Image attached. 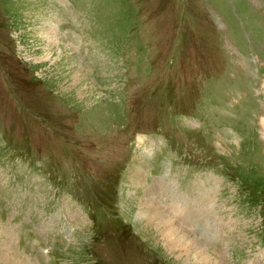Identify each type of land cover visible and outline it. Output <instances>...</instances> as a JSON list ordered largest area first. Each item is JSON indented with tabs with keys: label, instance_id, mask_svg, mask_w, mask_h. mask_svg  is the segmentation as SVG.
I'll list each match as a JSON object with an SVG mask.
<instances>
[{
	"label": "rangeland",
	"instance_id": "rangeland-1",
	"mask_svg": "<svg viewBox=\"0 0 264 264\" xmlns=\"http://www.w3.org/2000/svg\"><path fill=\"white\" fill-rule=\"evenodd\" d=\"M15 263L264 264V0H0Z\"/></svg>",
	"mask_w": 264,
	"mask_h": 264
},
{
	"label": "bare ground",
	"instance_id": "bare-ground-1",
	"mask_svg": "<svg viewBox=\"0 0 264 264\" xmlns=\"http://www.w3.org/2000/svg\"><path fill=\"white\" fill-rule=\"evenodd\" d=\"M148 194V193H147ZM156 198V197H155ZM157 201V200H156ZM156 201L154 200V196L152 197V200L150 201V203H149V207L150 206H154V208L152 209V211H154V209H156L157 211H155L153 214V216H151L152 218H154V220H155V222H157L158 224H160V225H163V230L164 231H166V232H169V233H167L166 235H170V238L171 237H175V234H174V232L175 233H177V231H175V230H173V228L174 227H176V225H174V224H172V222L170 221V219H168V218H166V216H164L163 214H157L158 212H160V210H162V209H160V207H158V204L156 203ZM158 202V201H157ZM159 203V202H158ZM163 211H167V210H163ZM184 213V212H183ZM166 214L167 215H169V213H168V211L166 212ZM165 214V215H166ZM192 215V214H191ZM150 217V218H151ZM173 219V218H172ZM164 223H166V224H164ZM178 228H180V227H178ZM177 234H179V236H177L176 235V237H178L179 239H180V237H181V235L182 234H180V233H177ZM163 235H165V233L163 234ZM176 237H175V240L177 241V239H176ZM175 242V241H174ZM175 244V243H174ZM10 259V258H9ZM16 264V263H15Z\"/></svg>",
	"mask_w": 264,
	"mask_h": 264
},
{
	"label": "trees",
	"instance_id": "trees-1",
	"mask_svg": "<svg viewBox=\"0 0 264 264\" xmlns=\"http://www.w3.org/2000/svg\"><path fill=\"white\" fill-rule=\"evenodd\" d=\"M162 14H163V13H162ZM162 14H161V15H162ZM161 15L159 14L158 17H157L156 19H159V17H160ZM156 19H155V20H156Z\"/></svg>",
	"mask_w": 264,
	"mask_h": 264
}]
</instances>
